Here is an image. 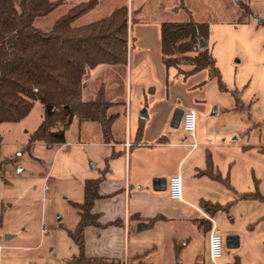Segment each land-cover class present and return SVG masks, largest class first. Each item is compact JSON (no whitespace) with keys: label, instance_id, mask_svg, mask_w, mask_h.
<instances>
[{"label":"rangeland","instance_id":"1","mask_svg":"<svg viewBox=\"0 0 264 264\" xmlns=\"http://www.w3.org/2000/svg\"><path fill=\"white\" fill-rule=\"evenodd\" d=\"M84 1L89 0L68 1L36 19L35 25L50 30ZM16 3L21 9L22 0ZM122 5L138 10L137 15L132 10L136 20L129 25L128 65H108L84 91V100L94 99L104 84L106 98L115 102L109 113L125 116L129 107L134 121L147 110L151 130H159L176 105L194 109L195 138L182 127L171 128V122L169 129L210 155L215 170L229 179L230 185L213 182V201L227 207L215 215L224 245L225 224H233L243 234L240 256L248 264H264V199L245 196H264V0H98L76 23L100 19ZM191 19L210 25L207 43L215 58V76L208 68L185 74L163 61L162 23ZM43 115L44 107L36 101L20 121L0 123V264H68L79 252L70 231L80 220L76 204L84 201L86 180L99 177L103 168L100 125L74 119L66 128L65 143L34 142L29 147ZM198 229L197 252L205 239L203 227ZM152 232L137 235L149 237ZM7 234L13 237L7 240ZM164 239L159 244L162 256L174 247ZM224 251L217 263L201 257L198 264H227L233 249ZM194 258L183 249L172 262L193 264Z\"/></svg>","mask_w":264,"mask_h":264},{"label":"trees","instance_id":"2","mask_svg":"<svg viewBox=\"0 0 264 264\" xmlns=\"http://www.w3.org/2000/svg\"><path fill=\"white\" fill-rule=\"evenodd\" d=\"M68 0H0V123L17 122L26 117L40 101L44 115L39 128L31 136L30 144L48 145L66 142V128L74 119L92 120L102 130L104 140H111L113 117L108 115L113 103L105 98L101 88L93 100H84V79L90 69L99 65H127L129 51V7L120 6L111 14L94 22L75 25L74 22L93 10L98 0L81 2L57 19L50 30L35 25ZM251 13V9H248ZM137 14V13H136ZM210 25L207 22L166 21L162 23V54L166 66H176L185 74L211 69L217 75L215 58L208 50ZM204 41L207 46L200 47ZM189 65V70L181 68ZM264 151V147L261 149ZM9 161V160H7ZM229 184V179L213 169L201 172ZM102 179L85 182V198L77 203L80 220L70 236L78 247V254L68 264H124L121 259L89 257L86 254L85 230L89 226H103L100 215L93 212L95 201L101 198ZM247 197L264 199L259 194ZM210 212L226 209L218 203L203 201ZM231 264H242L237 257Z\"/></svg>","mask_w":264,"mask_h":264},{"label":"crops","instance_id":"3","mask_svg":"<svg viewBox=\"0 0 264 264\" xmlns=\"http://www.w3.org/2000/svg\"><path fill=\"white\" fill-rule=\"evenodd\" d=\"M132 10L135 15L138 14V10L132 8L129 11L130 18L134 16ZM74 24L87 23L77 24L75 21ZM107 66L99 65L88 71L84 79L83 93L93 87V83L107 71ZM101 88H104L105 92L104 84ZM108 101L113 103L112 107L115 105L114 101ZM175 108V113L171 111L167 118L168 123L161 121L159 130H151L149 127L147 122L151 114L147 110H143L139 117L135 116L134 121H131L129 107L125 116H121L117 111L109 113V109L108 115L114 118L111 140H104L101 127L102 137L98 140L102 148L103 168L97 178L102 179V197L95 201L93 208V212L100 215L99 221L103 226H89L85 230L86 254L89 257L121 259L124 262L127 258L128 264H179L173 263L172 260L175 254L186 249L195 257L193 264H198L201 257L203 261L211 258L210 219L218 227L215 215L220 210L213 213L206 210L203 201L218 203L212 198L216 188L213 182L216 179L201 173L208 168L210 155L203 150L199 151L195 143H186L182 133L179 135L169 129L170 122L171 128H183L182 117L177 121L175 115L177 111L187 109L177 105ZM167 131L169 135L165 134ZM187 134L195 138L197 131L194 135L188 132ZM127 143H131V146L127 147ZM213 169L215 170V165ZM178 173L182 174L183 182L186 177L183 200H174L169 194V179ZM139 223H144L147 227L138 231ZM225 225L226 236L233 235L229 247L226 242L224 245L233 249L232 260L227 264L234 262L237 257L241 259L242 264H248L244 256L238 253L240 243L243 244V234L234 228L233 224ZM200 226L205 230V239L203 249L197 252L195 247L200 237ZM148 229L153 231L151 236L137 235ZM163 237L169 239L174 247L162 256L159 253V244ZM211 260L214 263L218 261L212 258Z\"/></svg>","mask_w":264,"mask_h":264},{"label":"built area","instance_id":"4","mask_svg":"<svg viewBox=\"0 0 264 264\" xmlns=\"http://www.w3.org/2000/svg\"><path fill=\"white\" fill-rule=\"evenodd\" d=\"M197 118L196 112L194 109H189L183 111L182 114V125L185 131L189 134L194 135L197 129ZM131 143H127V147H130ZM169 194L170 197L174 200H183V178L182 174L178 173L169 179ZM212 221V227L210 230V237H209V249L211 258L216 261L224 255V237L220 229L216 226L214 221ZM48 229H44V232ZM0 246V250H1ZM124 264H128L127 258L125 259Z\"/></svg>","mask_w":264,"mask_h":264},{"label":"water","instance_id":"5","mask_svg":"<svg viewBox=\"0 0 264 264\" xmlns=\"http://www.w3.org/2000/svg\"><path fill=\"white\" fill-rule=\"evenodd\" d=\"M262 21H264V19H262ZM207 46V43L206 42H204V41H201L200 42V47L201 48H204V47H206ZM179 112H183V111H179ZM215 112V111H214ZM176 117H175V119L177 120V121H180V118L178 117V111L176 112V115H175ZM147 227V225L146 224H144V223H139L138 224V231H141L142 229H144V228H146ZM13 237V235H11V234H7L6 235V239L7 240H9L10 238H12ZM231 238H233V235H227L226 237H225V242H226V245H227V247H229V242H230V239ZM231 247V246H230ZM232 247H234V246H232Z\"/></svg>","mask_w":264,"mask_h":264},{"label":"flooded vegetation","instance_id":"6","mask_svg":"<svg viewBox=\"0 0 264 264\" xmlns=\"http://www.w3.org/2000/svg\"><path fill=\"white\" fill-rule=\"evenodd\" d=\"M182 114H183V112H178V117L181 118Z\"/></svg>","mask_w":264,"mask_h":264}]
</instances>
